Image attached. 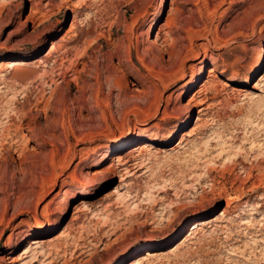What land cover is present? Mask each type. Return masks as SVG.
I'll list each match as a JSON object with an SVG mask.
<instances>
[{
    "label": "rangeland",
    "instance_id": "rangeland-1",
    "mask_svg": "<svg viewBox=\"0 0 264 264\" xmlns=\"http://www.w3.org/2000/svg\"><path fill=\"white\" fill-rule=\"evenodd\" d=\"M9 1L0 264H264V0Z\"/></svg>",
    "mask_w": 264,
    "mask_h": 264
},
{
    "label": "bare ground",
    "instance_id": "bare-ground-1",
    "mask_svg": "<svg viewBox=\"0 0 264 264\" xmlns=\"http://www.w3.org/2000/svg\"><path fill=\"white\" fill-rule=\"evenodd\" d=\"M7 1V0H6ZM11 1V0H10ZM10 1H9V3H10ZM13 1H15V0H13ZM19 1V0H18ZM21 1V0H20ZM8 3V4H9ZM171 4H170V10H169V12L170 13H172L173 12V10H174V8H175V0H171V2H170ZM10 6V5H9ZM8 7V6H7ZM8 9V8H7ZM169 13V14H170ZM156 37H157V39L160 37V34L159 33H157V35H156ZM257 42V39H256V37L253 35V36H248L243 42H242V44H241V48H242V50H243V52H244V55L245 56H247L248 54H249V52H250V50H251V48H253L252 47V45H253V43H256ZM258 44V43H257ZM189 53V52H188ZM188 57V56H187ZM200 57H205V53L203 54H201V52L199 51V50H196V49H192L191 50V53H190V67L192 68V70H191V73H190V75L188 76V78L187 79H185V81H191V80H193V78L195 77L194 75H195V67H198V65H199V63H205V61L204 60H202L201 62H200ZM186 61V60H185ZM219 71V70H218ZM218 71H217V69L216 68H214V67H209V70H208V77H209V79L211 80V81H217V79H220V76H219V74H218ZM198 72V71H197ZM210 85L211 84H214V87H216V85H215V82H211V83H209ZM206 88V87H205ZM203 90H204V88H203ZM202 102V101H201ZM198 103H200V102H198ZM204 112H207V107H201L200 108V110H199V114L201 115H205L204 114ZM201 118V117H200ZM200 118L198 119V120H200ZM179 119H181V118H179ZM202 119V118H201ZM151 128V127H150ZM167 124L165 125V124H160V123H157V124H155L154 125V127L151 129V132H150V135H148V136H143L142 138L143 139H147V140H152L153 138H156L155 136L157 135V131L158 132H161V131H164V130H167ZM136 137H137V130H135V129H131L129 132H128V134L126 135V136H124V137H114V138H112L111 139V143L113 144H120L121 146L122 145H126V144H128L129 142H131V141H133V139H136ZM108 145V144H107ZM111 146V145H110ZM121 158V157H120ZM118 160V159H117ZM124 161V160H123ZM122 164H124V163H122ZM126 164V163H125ZM124 164V165H125ZM123 169H125V168H123ZM126 169H127V167H126ZM125 169V170H126ZM132 169V168H131ZM121 170V169H120ZM130 169H128V171H129ZM124 171V170H123ZM121 172V171H120ZM131 172V171H130ZM128 176V175H127ZM84 203V202H83ZM183 205H186L187 207H188V205L187 204H183ZM180 206V205H179ZM170 208V207H169ZM182 208H184V207H182ZM171 209H173V207H171ZM175 209V208H174ZM179 209H180V207H179ZM170 211V210H169ZM172 211H174L175 212V210H172ZM171 211V212H172ZM171 213H169V215H170ZM174 214H176V213H174ZM173 214V215H174ZM167 215V214H166ZM172 215V214H171ZM165 220V219H164ZM132 221V220H131ZM130 221V222H131ZM134 221V220H133ZM56 222H58V220L56 219V217L55 216H52V215H47L45 218H44V220H41V222L39 223L40 224V229H39V231H41V230H45V229H50L52 226H54L55 225V223ZM138 222V221H137ZM133 224V223H132ZM133 226V225H132ZM127 228V227H126ZM25 236H22V237H19V236H14V238H11L10 240H9V245H12V244H16V243H18V242H20V241H22V239L24 238ZM12 243V244H11ZM40 243H41V241L40 240H38V239H35V240H32L31 241V244L32 245H36V246H39L40 245ZM108 243V242H107ZM110 243V242H109ZM97 246V245H96ZM110 247V246H109ZM96 249V248H95ZM95 249L93 250V251H95ZM102 250H103V248H102ZM105 250V249H104ZM96 251H97V249H96ZM96 253V252H95ZM93 255H94V253H92ZM99 254V253H98ZM95 256V255H94ZM97 257V256H96ZM13 262L11 261L10 262V264H12ZM98 263V262H97Z\"/></svg>",
    "mask_w": 264,
    "mask_h": 264
}]
</instances>
